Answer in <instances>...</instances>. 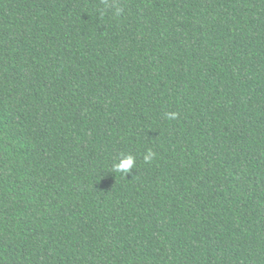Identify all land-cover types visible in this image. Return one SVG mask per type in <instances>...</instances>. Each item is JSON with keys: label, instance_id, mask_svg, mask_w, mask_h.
<instances>
[{"label": "trees", "instance_id": "trees-1", "mask_svg": "<svg viewBox=\"0 0 264 264\" xmlns=\"http://www.w3.org/2000/svg\"><path fill=\"white\" fill-rule=\"evenodd\" d=\"M0 264H264V0H0Z\"/></svg>", "mask_w": 264, "mask_h": 264}, {"label": "clouds", "instance_id": "clouds-1", "mask_svg": "<svg viewBox=\"0 0 264 264\" xmlns=\"http://www.w3.org/2000/svg\"><path fill=\"white\" fill-rule=\"evenodd\" d=\"M168 119H176L177 113L175 112H169L166 113ZM155 153L151 152L149 150L148 154L144 157V160L146 163L150 162L152 158L154 157ZM135 163V157L131 154L124 156L118 163H115L113 165L114 171H118L123 173L124 175L128 174L133 168Z\"/></svg>", "mask_w": 264, "mask_h": 264}]
</instances>
